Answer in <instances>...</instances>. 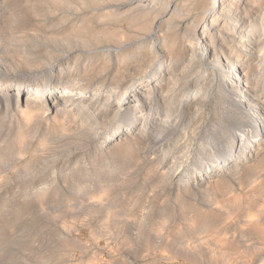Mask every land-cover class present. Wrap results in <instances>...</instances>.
Masks as SVG:
<instances>
[{"label":"rangeland","instance_id":"rangeland-1","mask_svg":"<svg viewBox=\"0 0 264 264\" xmlns=\"http://www.w3.org/2000/svg\"><path fill=\"white\" fill-rule=\"evenodd\" d=\"M246 2L259 21L264 0ZM207 3L0 0V81L36 96L0 92V264H264V121L226 80L246 71L264 112V35L239 38L234 0L211 24ZM55 86L85 98L34 93ZM145 98L168 107L148 117ZM242 139H260L247 159Z\"/></svg>","mask_w":264,"mask_h":264},{"label":"bare ground","instance_id":"bare-ground-1","mask_svg":"<svg viewBox=\"0 0 264 264\" xmlns=\"http://www.w3.org/2000/svg\"><path fill=\"white\" fill-rule=\"evenodd\" d=\"M230 2L231 3V1L232 0H226V2ZM235 1V3H237V4H240L241 5V8L244 10V13H243V17L242 18H239V24H240V26H239V29H240V31H239V33H238V35H239V38L240 39H243V38H245V36H246V38H248V40H247V42L249 41V40H252V41H254V42H257V40L259 41V38H260V36L261 35H264V12L262 13V14H260L259 16H260V19H258L259 21H257V20H255L254 19V21H252L251 19H249V15L246 13V11L248 10V12H249V9H248V7H247V0H234ZM225 2V0H208V3H207V5L205 6V10H204V12H203V14L204 15H206V18L207 19H211L212 21H211V24H213V23H216L217 22V20H218V18L219 17H216V15H218V16H226V15H224V12H223V10L224 9H221L220 11H217V7L219 6V4H222V8H225V7H228V6H226V5H224V3H226ZM175 3H177V2H175ZM129 5V3L128 4H123V5H121L120 7H126V6H128ZM231 5V4H230ZM176 9H177V4H175V6H170V7H167V9H165V13L166 14H168L169 16H173L175 13H176ZM227 9V8H226ZM227 10H230V9H227ZM242 11V10H241ZM226 12V11H225ZM232 12V11H231ZM229 13V12H228ZM226 18V17H225ZM161 19V18H160ZM202 20H204V17H203V19ZM236 20V19H235ZM240 21H243V22H241L240 23ZM205 23V22H204ZM217 25V24H216ZM154 27V26H153ZM197 27V26H196ZM211 27H213V26H210V28ZM145 28H147V26L145 25ZM200 29H202V28H200ZM183 31V30H182ZM202 31H203V29H202ZM212 31V30H211ZM111 34V33H110ZM206 38V37H205ZM110 39V38H109ZM239 39V40H240ZM264 39V38H263ZM198 40V39H197ZM251 41V42H252ZM205 42V41H204ZM199 43V42H198ZM209 43V42H208ZM250 42L248 43V45H247V47H250ZM201 46V45H200ZM246 46V45H245ZM256 47H257V49H259V51L261 50H263L264 49V42H262V43H260V44H258V42H257V44H256ZM155 48V47H154ZM254 48V47H253ZM110 49V48H109ZM108 49V50H109ZM197 49V48H196ZM247 50V49H246ZM256 50V49H255ZM252 52H253V50H251ZM259 51H256L257 53L259 52ZM260 51V52H261ZM248 52H250V51H248ZM262 53H263V51H262ZM249 54V53H248ZM254 54V53H253ZM252 54V55H253ZM256 54V53H255ZM211 55V54H210ZM262 55V54H261ZM213 56V55H212ZM248 56V55H247ZM264 56V55H263ZM215 57V56H214ZM213 58V57H212ZM191 59V58H190ZM261 59V58H260ZM264 60V59H263ZM262 60V61H263ZM260 61V60H259ZM256 62V61H255ZM214 63V62H213ZM258 62H256L255 64H257ZM224 64V63H223ZM253 64V63H252ZM223 66V65H222ZM227 66V65H226ZM233 65H231L230 67L228 66V68L230 69L229 70V74H227L226 75V80L229 82V83H227V82H225V83H227V84H230V85H232V88H228V91H232V94H234V95H232L231 93V95L233 96V99L234 100H236L238 97L240 98V100H239V106H238V108H236V110L238 111V110H240L239 108H242L243 109V113H246V111H248V121L250 120V121H252L250 124H252V126L253 127H255L257 124H259V123H261V122H263L264 121V112L262 111V108H259L260 106H259V103H258V105H253L252 106V102H251V100H250V97H249V95L247 94L248 92V90H246L245 88H244V84H243V77H245L246 76V71H243V72H241L240 74L239 73H237V69L235 68V67H232ZM257 67V66H256ZM261 67V66H260ZM257 69V68H256ZM228 70V69H227ZM221 75L223 76H225V71L224 70H222L221 71ZM220 74V73H219ZM166 75V74H165ZM167 76V75H166ZM185 76V75H184ZM1 80V79H0ZM3 80H5V81H0V92H4V95H5V99L4 98H2L3 99V101H4V103H9L10 102V99L8 98V97H6V96H8L9 95V93H12V92H14V93H17V94H19V93H23V94H26L24 97H25V99H24V104L26 105V106H29V103H30V105H32L31 104V102H33L35 99H36V96H32V95H28V92L29 91H31L32 89H30V85L29 84H23V83H20V82H12V81H9V80H7V79H3ZM186 80V79H185ZM156 81V80H155ZM220 81V80H219ZM218 81V82H219ZM76 83V82H75ZM220 83V82H219ZM222 83V82H221ZM245 83V82H244ZM77 84V83H76ZM256 84V83H255ZM221 85V84H220ZM155 86V85H154ZM225 86V85H224ZM79 87V86H78ZM157 87V86H156ZM222 87V86H221ZM227 86H225V87H223V89L222 90H224L225 88H226ZM235 87V88H234ZM138 88V86H134V88H132V89H130L129 90V92L127 93V96H121L119 99H118V104H121V103H123V99L125 98V97H128V98H130L132 95H135L136 94V90H138L137 89ZM218 88V87H217ZM60 89H63L64 90V92H60V93H58V94H56V97L57 96H61V97H68V99H73V100H75V101H79V98H85V93H86V90L85 89H79V93L78 94H74V93H71V92H65V87L64 88H57L56 86L55 87H51V88H47V89H38V90H36V91H34V93L35 94H37V95H42V97H44V98H50V94H51V92L52 91H55V90H60ZM219 89V88H218ZM230 89V90H229ZM253 89V88H252ZM35 90V89H34ZM224 92H225V90H224ZM82 93V94H81ZM229 93V92H228ZM251 94V93H250ZM167 96V95H166ZM196 96H197V92H195V94L192 96V94L190 93V100H194L195 98H196ZM229 96V95H228ZM227 96V97H228ZM38 97V96H37ZM223 97V96H222ZM225 97H226V95H225ZM11 98V97H10ZM163 98V97H162ZM162 98H158V99H155V101L154 102H150V100H149V98H145L144 99V102L145 103H147L146 105H144L145 107H147V109H145L144 111H146V113H145V115H147L148 117H151V116H153V112H155L156 111V108L158 109V107L160 106V105H164L163 106V108L164 107H168V103H165V102H163V100H162ZM232 98V97H231ZM163 99H165V98H163ZM29 100V101H28ZM226 100V99H225ZM257 100V99H256ZM253 101V100H252ZM36 102V101H35ZM142 102V101H141ZM149 102V103H148ZM260 102V101H259ZM228 103V102H227ZM230 104V103H229ZM5 105V104H4ZM232 105V104H231ZM233 105H236V103L234 104L233 103ZM25 106V107H26ZM69 105H67V104H64L63 105V107H61L60 109H59V111L60 110H63L64 109V107H68ZM143 106V105H142ZM174 106V105H173ZM263 106V105H262ZM129 107H127V106H124V108H123V112H125V111H127L128 112V109ZM162 108V109H163ZM247 108H249V110H247ZM161 109V108H160ZM28 111V110H27ZM31 111V110H30ZM143 111V110H142ZM141 111H139L138 113H134V115L132 116L133 118L135 117V116H137V115H140L141 113H140ZM179 112V111H178ZM181 113H182V111H181ZM232 113V112H231ZM227 114V113H226ZM142 115V114H141ZM132 118V119H133ZM165 118V117H164ZM169 119V117H167L165 120H168ZM126 120V119H125ZM129 121V120H128ZM134 121V120H133ZM227 121V120H226ZM163 123V122H162ZM194 123V122H193ZM247 124V123H246ZM248 124H249V122H248ZM249 124V125H250ZM160 125H162L161 126V128L163 129V132L164 133H169V134H174L176 131H177V127H176V125H174V126H172V125H167V122H164L163 124H160ZM238 125V124H237ZM193 127V126H192ZM191 127V128H192ZM131 127H129V129H130ZM161 128H160V130H161ZM242 128V127H241ZM233 129V128H232ZM159 130V129H158ZM159 130V131H160ZM188 130V129H187ZM231 130V129H230ZM135 131V130H134ZM259 132H256V131H254L255 133H256V137H260V136H262L263 134H264V125L258 130ZM188 132V131H187ZM253 132V133H254ZM160 133V132H159ZM142 134V133H141ZM169 134H166V135H169ZM163 135H165V134H163ZM165 135V136H166ZM222 135V134H221ZM158 136V135H157ZM154 137V138H152L151 140V143L153 142V143H157V142H159L160 140H158V139H160L161 137ZM160 136V135H159ZM164 138V137H163ZM173 139V138H172ZM248 139V138H247ZM247 139H246V141H247ZM188 140V139H187ZM243 140V141H242ZM241 141H240V145H239V147H238V154L237 155H241V156H239V157H241L242 159L243 158H248L249 157V155L251 154V152H252V150H254V148H255V146L257 145V143H258V141L260 140V139H258V140H251V142H249V143H246L245 142V140L244 139H242ZM185 139L183 138V139H181L180 141H179V143H180V145L181 144H185ZM185 148H186V146L184 145L183 146V151L185 150ZM188 148V147H187ZM226 148V147H225ZM189 149V148H188ZM247 151V152H246ZM255 152V151H254ZM166 153V152H165ZM186 153H187V151H186ZM186 153H182L183 154V156H185V157H187L186 155ZM241 153H243V154H241ZM250 153V154H249ZM177 155V154H176ZM220 157V156H219ZM238 156H234V155H228V158H227V160L225 159V161H228V163L230 162V161H232V159H235V158H237ZM221 159V158H220ZM164 160V159H163ZM222 163H224V162H221L220 161V164L219 165H221ZM226 163V162H225ZM224 164L223 166H222V168L223 169H225L226 171H228L229 170V167H230V165L229 164ZM215 165V164H214ZM170 167V166H169ZM232 168V167H231ZM234 168V167H233ZM215 169V168H214ZM233 172H235L236 170H232ZM176 172V171H175ZM175 172H174V177L176 178L177 177V175L175 174ZM232 172V173H233ZM231 173V174H232ZM173 176V175H172ZM180 180V179H179Z\"/></svg>","mask_w":264,"mask_h":264}]
</instances>
